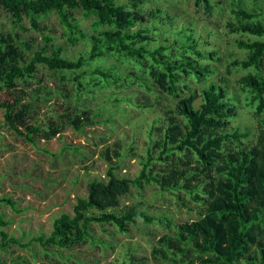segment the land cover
<instances>
[{
  "label": "trees",
  "instance_id": "obj_1",
  "mask_svg": "<svg viewBox=\"0 0 264 264\" xmlns=\"http://www.w3.org/2000/svg\"><path fill=\"white\" fill-rule=\"evenodd\" d=\"M147 1L0 0V9L11 19V30L0 33V90H5V98L0 97V114L2 124L13 135L35 145L34 137L44 141L60 137L65 126L83 132L93 120L85 106L79 105L81 96L96 87L132 86L147 96L157 92L173 100L162 127H150L138 174L133 178L118 176L124 157L122 146L119 142L104 146L99 154L106 166L103 177L89 180L86 194L76 198L72 214L54 218L49 234H40L34 241L42 247L66 249L95 239L93 225H110L121 234L137 220L145 224L157 221L167 232L156 238L149 255H131L117 264H264V0H227L225 4L231 15L225 27L231 33L250 36L236 42L245 57L229 62L227 73L230 68L247 71L237 85L247 105L253 107L257 128L253 143L248 129L240 131L230 125L236 107L227 96L225 80H214L217 72L208 63L219 61L218 52L199 50L185 32L172 35L177 38L169 45L164 44L165 33L154 38L153 33L164 30L171 18L161 9L142 14ZM193 1L208 14L214 8L211 0ZM78 11L84 19L93 17L90 33L76 19ZM50 14L56 16L67 44L86 43L87 49L75 59L63 55L62 45H53L54 37L41 23ZM29 31L41 37L33 52L23 38ZM24 51L31 53L27 59ZM96 59L114 62L95 64L87 71ZM40 65L53 73H73L76 99L56 120L43 124L34 119L33 105L52 92L36 79ZM28 80H36L37 88L26 101L27 92L19 85ZM42 90L44 95L39 96ZM147 96L114 101L136 109L153 108L159 98L155 95L151 101ZM62 97L66 101V96ZM127 155L134 157L131 148ZM151 185L160 193L174 195L183 206L180 194L199 205L198 218L172 223L166 217L155 218L138 210L140 202L121 205V198L131 188L143 191ZM0 204L16 210L10 198L0 197ZM8 224L0 215V247L14 244L25 248L26 244L8 236L4 230ZM0 264H4L1 258Z\"/></svg>",
  "mask_w": 264,
  "mask_h": 264
},
{
  "label": "rangeland",
  "instance_id": "obj_2",
  "mask_svg": "<svg viewBox=\"0 0 264 264\" xmlns=\"http://www.w3.org/2000/svg\"><path fill=\"white\" fill-rule=\"evenodd\" d=\"M226 1L211 0L214 8L208 14L202 6H195L193 0H148L142 6L141 13L161 9L170 16L164 30L153 33L154 38L165 33V45L177 38L172 35L185 32L193 37L199 50L218 52L219 61L208 63L217 72L214 80H225L227 96L236 107V116L230 120V125L240 131L248 129L249 141L253 143L257 135L253 107L247 105L245 96L237 85L239 78L247 71L230 68L227 73L229 62L245 57L244 51L237 48L236 42L247 40L250 36L231 33L225 27L226 21L231 17ZM75 17L83 30L90 33L93 17L84 19L79 11L75 13ZM24 23L28 27V21L24 20ZM41 23L47 26L50 35L54 37L53 45L64 47L63 55L66 58L75 59L87 49L85 42L73 46L66 43L61 37L62 28L54 14L42 18ZM10 30V16L0 9V33ZM23 38L30 43L29 52L39 48L41 37L38 33L29 31ZM25 51L22 55L27 59L31 53ZM113 62L112 59H96L86 70H90L95 64L109 65ZM72 76L73 73L70 72L53 73L43 65L38 66L36 79L42 80V86H45L47 92H52L51 96L33 105L32 114L40 124L56 120V116L63 113L66 106H74L76 99ZM192 87L198 88V85L193 84ZM36 88V80H28L26 84L19 85V89L27 92L26 101H29V95ZM4 93L5 90H0V97L3 99ZM43 95L42 90L39 96ZM62 95L66 96V101ZM155 95L159 101L153 108L136 109L127 103H116L114 99L132 97L133 100H143L147 95L141 89L121 85L96 87L93 91L89 90L87 95L81 96L79 104L85 106L88 118L93 120L91 125L84 126L83 132L65 126L60 137L55 136L48 141L34 137L35 145L13 135L2 124L0 114V197L10 198L16 209L0 204V215L9 223L4 228L8 236L26 244L25 248L14 244L0 247V258L4 264H117L129 259L131 255H149L156 238L167 232L157 221L145 224L137 220L129 226L127 233L121 234L110 225L104 228L93 225L91 234L95 239H87L66 249L42 247L34 238L40 234H49L54 218L60 214L71 215L76 198L85 196L88 181L103 177L106 166L99 154L104 146H111L114 142H119L122 146L124 157L118 176L133 178L138 174L139 157L145 154L150 127H162L165 112L173 108L172 98L165 94L155 92L147 98L151 100ZM129 148L134 157L127 155ZM180 195L186 206L177 201L174 195L160 193L151 185L143 191L131 188L120 203L130 206L140 202L142 205L138 206V210L155 218L166 217L172 223L196 220L201 207L193 204L183 194Z\"/></svg>",
  "mask_w": 264,
  "mask_h": 264
}]
</instances>
